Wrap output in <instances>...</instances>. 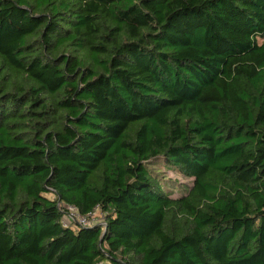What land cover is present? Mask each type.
I'll return each instance as SVG.
<instances>
[{
  "label": "trees",
  "instance_id": "trees-1",
  "mask_svg": "<svg viewBox=\"0 0 264 264\" xmlns=\"http://www.w3.org/2000/svg\"><path fill=\"white\" fill-rule=\"evenodd\" d=\"M0 264H264V0H0Z\"/></svg>",
  "mask_w": 264,
  "mask_h": 264
},
{
  "label": "built area",
  "instance_id": "built-area-1",
  "mask_svg": "<svg viewBox=\"0 0 264 264\" xmlns=\"http://www.w3.org/2000/svg\"><path fill=\"white\" fill-rule=\"evenodd\" d=\"M96 212L82 215L75 208H70L69 214L64 218V224L69 226L87 227L96 225Z\"/></svg>",
  "mask_w": 264,
  "mask_h": 264
},
{
  "label": "rangeland",
  "instance_id": "rangeland-1",
  "mask_svg": "<svg viewBox=\"0 0 264 264\" xmlns=\"http://www.w3.org/2000/svg\"><path fill=\"white\" fill-rule=\"evenodd\" d=\"M162 172H163L164 177H166L168 180H171L177 184H180V185H183L184 183L188 184V185L191 184V182L189 180H184L183 178L172 173L171 171L162 170ZM96 215H97V220H96L97 224L96 225L104 226L105 225L104 213L100 209H97Z\"/></svg>",
  "mask_w": 264,
  "mask_h": 264
},
{
  "label": "water",
  "instance_id": "water-1",
  "mask_svg": "<svg viewBox=\"0 0 264 264\" xmlns=\"http://www.w3.org/2000/svg\"><path fill=\"white\" fill-rule=\"evenodd\" d=\"M104 234H105V231H104Z\"/></svg>",
  "mask_w": 264,
  "mask_h": 264
}]
</instances>
